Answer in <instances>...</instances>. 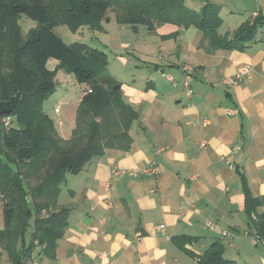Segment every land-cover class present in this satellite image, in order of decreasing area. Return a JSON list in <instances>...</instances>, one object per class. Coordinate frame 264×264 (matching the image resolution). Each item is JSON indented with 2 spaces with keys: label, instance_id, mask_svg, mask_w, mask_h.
<instances>
[{
  "label": "crops",
  "instance_id": "obj_1",
  "mask_svg": "<svg viewBox=\"0 0 264 264\" xmlns=\"http://www.w3.org/2000/svg\"><path fill=\"white\" fill-rule=\"evenodd\" d=\"M210 1L221 8L222 35L264 12L234 22L231 11L225 15L226 0ZM116 35L128 39L122 46L132 58L118 66L128 72L125 79L109 71L139 116L130 130V150H107L79 174L66 176L57 204L70 211L68 227L56 242L55 258L36 247L27 264H100L98 253L116 264H198L217 241L225 260L264 264V248L251 245L253 236L264 240V33L244 52L213 54L198 48L201 33L193 27L163 25L153 33L139 27L136 34L124 28ZM245 65L250 70L241 82L223 83ZM185 67L192 69L190 98L182 86ZM54 123L66 139L63 123ZM231 151L229 168L222 157ZM151 165L155 176L140 174ZM242 180L258 203L250 218ZM206 222L217 228H207ZM0 260L9 264L1 250Z\"/></svg>",
  "mask_w": 264,
  "mask_h": 264
},
{
  "label": "trees",
  "instance_id": "obj_2",
  "mask_svg": "<svg viewBox=\"0 0 264 264\" xmlns=\"http://www.w3.org/2000/svg\"><path fill=\"white\" fill-rule=\"evenodd\" d=\"M187 1L197 0H0V250L9 264H27L36 247L55 258L56 242L68 227L70 211L57 204L66 176L79 174L107 150L128 152L130 130L139 119L123 98L121 83L108 72L107 54L84 43L65 44L54 29L102 32L110 14L133 34L139 27L148 33L163 25L193 27L201 33L198 48L207 54L244 52L264 33V12L222 35L220 6L201 0L195 10ZM21 17L36 24L25 40ZM49 60L58 62L55 71L47 68ZM58 72L88 89L79 100L69 139L61 138L42 109L56 89ZM5 118L10 119L6 128ZM242 181L250 218L258 203ZM223 253L222 243L214 242L198 264H236Z\"/></svg>",
  "mask_w": 264,
  "mask_h": 264
},
{
  "label": "rangeland",
  "instance_id": "obj_3",
  "mask_svg": "<svg viewBox=\"0 0 264 264\" xmlns=\"http://www.w3.org/2000/svg\"><path fill=\"white\" fill-rule=\"evenodd\" d=\"M235 1V2H234ZM189 7L198 9L202 3L197 0L195 2L189 1ZM225 15L229 14L230 11L233 13L231 16L232 20L236 22L241 16H249L252 12L262 11L264 7L259 0V5L255 4L254 0H226ZM239 2V4H236ZM200 3V4H199ZM236 4V6L234 5ZM260 6V9H259ZM257 14V13H253ZM112 17V14L109 15ZM252 18L253 15L251 16ZM18 23L22 29V38L26 39V34L28 31L33 29L36 24L30 20H27L24 17H21ZM103 31H90L86 28L79 29L76 33L69 31L64 26H59L54 29V32L58 37H60L65 44L73 43H84L90 47L102 50L107 54L108 57V72L110 71L118 77V79H125L128 77V72L126 69L123 72H120L119 67L123 63L129 65L132 61V58L126 55V51L123 49L122 44H129L128 39L118 38V36H113L115 31L118 29L124 31V28L127 27L119 26L115 23L114 18L109 23H103ZM122 28V29H121ZM119 36L122 37L124 34L118 32ZM129 35L131 33L129 32ZM125 60V62H124ZM55 61V60H51ZM47 68L51 71H55V67L52 66L51 62L47 65ZM66 77L68 79H66ZM56 89L52 95L49 96L47 100L42 105L43 112H45L49 117L55 121L63 123L62 134L66 136V139H69L72 133V130L75 125V115L78 107L79 99L81 98L84 91L88 90L86 86L81 88L71 75H65L62 72H59L55 77ZM60 111L59 114H55V110ZM57 112V113H58ZM1 262V260H0ZM3 264H8L2 261Z\"/></svg>",
  "mask_w": 264,
  "mask_h": 264
},
{
  "label": "built area",
  "instance_id": "obj_4",
  "mask_svg": "<svg viewBox=\"0 0 264 264\" xmlns=\"http://www.w3.org/2000/svg\"><path fill=\"white\" fill-rule=\"evenodd\" d=\"M256 2L258 3V0H256ZM254 16H256V14H253V17ZM249 70H250V67L245 65L239 69V71L237 72V74L235 76H233L231 78L224 79L223 83L226 86L234 87L237 83L241 82L244 79V77L249 73ZM183 73L185 74V77H184V81L182 83V86L185 89L186 98H190L192 96V90L190 89V80H191L190 77L192 75V69L185 67V68H183ZM168 80L172 83L174 82L173 79H171V78H169ZM55 112L57 113L58 110L56 109ZM231 114L235 115L236 112L231 111ZM9 121H10L9 118H5L3 120V125L5 128L8 127ZM204 124H207V121H205ZM201 146L203 147L204 144H202ZM232 154H233V151H231L229 155L222 157L223 162L229 168H231L233 166ZM156 173H157L156 168L154 167V165H151L148 168L142 170L140 174L145 175V176H155ZM115 174H118V173H115ZM106 206H107V208H110V203H106ZM205 226L207 228H217L215 225H213L210 222H206ZM160 228H163V227L161 226ZM221 233H222V237L228 236L227 233H225V232L221 231ZM258 243H260L261 246L264 248V240L260 239L257 236L251 237V245L252 246H256ZM97 256L101 260L100 264H116L115 261L113 259H111V257L108 254L98 253ZM32 264H36V262H32Z\"/></svg>",
  "mask_w": 264,
  "mask_h": 264
}]
</instances>
